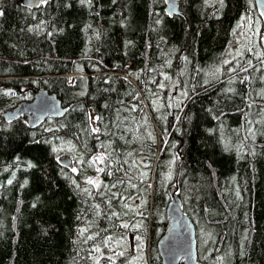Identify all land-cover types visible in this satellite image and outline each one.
<instances>
[{"label": "trees", "instance_id": "16d2710c", "mask_svg": "<svg viewBox=\"0 0 264 264\" xmlns=\"http://www.w3.org/2000/svg\"><path fill=\"white\" fill-rule=\"evenodd\" d=\"M20 2L0 0V115L42 88L67 112L1 120L0 264H162L171 188L200 262L264 264L255 1L180 0L172 18L164 0Z\"/></svg>", "mask_w": 264, "mask_h": 264}, {"label": "water", "instance_id": "95a60500", "mask_svg": "<svg viewBox=\"0 0 264 264\" xmlns=\"http://www.w3.org/2000/svg\"><path fill=\"white\" fill-rule=\"evenodd\" d=\"M48 0H21L20 5L30 10L39 8ZM76 2L77 0H69ZM258 12L264 19V0H254ZM180 0H164L165 14L170 18L181 16ZM67 112L56 95L45 89L34 93L29 102H21L14 109L0 115L1 120L7 123L21 118L26 120L30 129H35L47 120H60ZM61 167L71 169L73 162L68 156L58 159ZM170 202L166 208L168 227L159 240L157 247L162 264H204L198 260L196 230L193 222L185 215L182 201L175 188L169 191Z\"/></svg>", "mask_w": 264, "mask_h": 264}, {"label": "rangeland", "instance_id": "374dc122", "mask_svg": "<svg viewBox=\"0 0 264 264\" xmlns=\"http://www.w3.org/2000/svg\"><path fill=\"white\" fill-rule=\"evenodd\" d=\"M77 76H79L78 74H70V75H67L66 76V78L69 80V82L71 81V80H73L74 78H76ZM125 80H128L124 75L122 76ZM128 81H130V80H128ZM131 82V81H130ZM98 157L99 156H95L94 157V164H95V166L97 167L98 166V164H99V162H100V159H98ZM99 173V172H98ZM91 180H93V181H97V175H94L93 177H92V179Z\"/></svg>", "mask_w": 264, "mask_h": 264}, {"label": "snow or ice", "instance_id": "6c2138e0", "mask_svg": "<svg viewBox=\"0 0 264 264\" xmlns=\"http://www.w3.org/2000/svg\"><path fill=\"white\" fill-rule=\"evenodd\" d=\"M221 3H223V0H221ZM0 15H3V13H2V12H0ZM225 63H228V61H225ZM216 71L218 72V71H219V69H216ZM161 87H163V85H161ZM97 119H98V118H97ZM93 131H94V132H98V131H99V129H93ZM98 159H100V160H101V162H102L104 158H103V157H98ZM88 183H90V184H93V183H94V181H93V180H91V179H89ZM123 227L127 228V227H128V225H127V224H124V225H123ZM137 239H139V237H137ZM96 251H99V249L97 248V249H96Z\"/></svg>", "mask_w": 264, "mask_h": 264}]
</instances>
